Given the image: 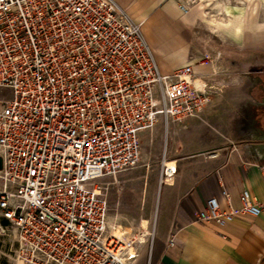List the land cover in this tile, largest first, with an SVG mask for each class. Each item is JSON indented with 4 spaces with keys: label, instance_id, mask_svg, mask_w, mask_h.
<instances>
[{
    "label": "built area",
    "instance_id": "built-area-1",
    "mask_svg": "<svg viewBox=\"0 0 264 264\" xmlns=\"http://www.w3.org/2000/svg\"><path fill=\"white\" fill-rule=\"evenodd\" d=\"M140 28L114 0H0V224L28 264H129L152 242L151 226L109 228L105 178L138 165L141 130L201 119L210 98L192 64L161 74ZM175 172L162 159L158 184ZM221 187L224 206L210 197L194 221L260 213L248 189L236 208Z\"/></svg>",
    "mask_w": 264,
    "mask_h": 264
},
{
    "label": "crops",
    "instance_id": "crops-1",
    "mask_svg": "<svg viewBox=\"0 0 264 264\" xmlns=\"http://www.w3.org/2000/svg\"><path fill=\"white\" fill-rule=\"evenodd\" d=\"M114 2L127 17L141 22L158 71L169 74L179 65L192 64L194 73L208 82L210 98L201 119L165 122L159 117L154 127L139 132V168L148 175L153 172L157 184L162 159L172 160L176 172L168 183L158 184L160 190L151 187L145 194L146 224L124 231L153 227L152 242L140 246L129 264H262L264 81L255 71L264 69V0H190L187 11L179 6L184 0ZM208 13L221 20L212 22ZM211 25H217L222 44H201L196 26ZM217 52L221 55L215 61ZM205 55L223 72L213 76ZM221 186L236 208L241 191L248 189L260 213L236 214L223 225L194 221L208 198L216 197L224 206ZM117 219L110 222L117 224L119 234L123 227ZM171 236L174 244L169 246Z\"/></svg>",
    "mask_w": 264,
    "mask_h": 264
},
{
    "label": "rangeland",
    "instance_id": "rangeland-1",
    "mask_svg": "<svg viewBox=\"0 0 264 264\" xmlns=\"http://www.w3.org/2000/svg\"><path fill=\"white\" fill-rule=\"evenodd\" d=\"M196 2H200V0H196ZM207 16L215 23L221 20L217 14L212 15L208 13ZM196 29V32L199 33V37L201 38L200 42L202 45L209 44L212 41H214L215 45L222 44L223 41L218 37L219 29L217 25H211V27L196 26ZM204 58H206V55ZM255 73L260 80L264 81L263 68L258 66ZM10 96L11 91L9 89L0 87V110L3 107V100L9 99ZM139 164L123 174L105 178L109 183L107 192L109 203L108 218L117 219L118 216L127 218L121 222L117 219L122 225L123 231L126 230L127 232L133 230L136 225L146 224L142 215L145 194L146 196L149 195L151 187L153 192L160 190V186L156 182L157 176L153 172H150L148 175L146 169L139 168ZM0 264H28L18 256L15 228L12 225L3 223L0 224Z\"/></svg>",
    "mask_w": 264,
    "mask_h": 264
},
{
    "label": "bare ground",
    "instance_id": "bare-ground-1",
    "mask_svg": "<svg viewBox=\"0 0 264 264\" xmlns=\"http://www.w3.org/2000/svg\"><path fill=\"white\" fill-rule=\"evenodd\" d=\"M111 219L110 218H108V226H109V228L112 230V232H114V233H116L117 234V231H118V226H117V224L116 223H113V224H111ZM120 233H122V231L120 232ZM119 233V234H120Z\"/></svg>",
    "mask_w": 264,
    "mask_h": 264
},
{
    "label": "water",
    "instance_id": "water-1",
    "mask_svg": "<svg viewBox=\"0 0 264 264\" xmlns=\"http://www.w3.org/2000/svg\"><path fill=\"white\" fill-rule=\"evenodd\" d=\"M262 264H264V261H263V263Z\"/></svg>",
    "mask_w": 264,
    "mask_h": 264
}]
</instances>
